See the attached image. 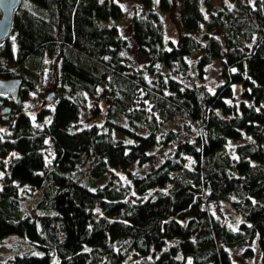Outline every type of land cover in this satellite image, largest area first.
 Returning <instances> with one entry per match:
<instances>
[{
    "label": "trees",
    "instance_id": "trees-1",
    "mask_svg": "<svg viewBox=\"0 0 264 264\" xmlns=\"http://www.w3.org/2000/svg\"><path fill=\"white\" fill-rule=\"evenodd\" d=\"M25 1L15 47L8 37L0 47L20 73L0 65V78H20L25 96L55 56L66 91L34 116L0 94V108L13 105L0 114V245L26 244L0 264H238L233 247L264 264V0L213 11L181 0L178 44L160 17L171 0H136V62L111 22L124 14L118 0H28L36 12ZM214 60L220 80L195 84ZM87 99L100 124H79ZM218 202L242 216L237 228Z\"/></svg>",
    "mask_w": 264,
    "mask_h": 264
},
{
    "label": "rangeland",
    "instance_id": "rangeland-1",
    "mask_svg": "<svg viewBox=\"0 0 264 264\" xmlns=\"http://www.w3.org/2000/svg\"><path fill=\"white\" fill-rule=\"evenodd\" d=\"M118 1L122 5L124 14L121 18L117 20H112L111 22L119 28L121 34L125 38L126 37H128V39L130 38L129 44H128L129 46L126 51V54L128 57H130L129 59L130 61L136 62L138 56L136 54L135 46L131 40L132 37H131L130 21H131V16L134 12V9L136 7L140 8L141 4H139L136 0H118ZM206 1H207V4L209 5V10L213 11L220 7L222 0H206ZM24 3L26 4L25 6L27 8L36 12L35 10L36 8L32 7L31 3L28 0H26ZM28 3H30L29 6H28ZM171 3H172V8L169 11L161 12L160 17L162 19V23L164 26V30H163L164 38L166 39V41H171L174 44H178L181 38V35L183 34V31H184L181 26V21H180V11L182 7V4H181L182 2L181 0H171ZM202 4H204L203 1H202ZM203 9L206 12L205 5L203 6ZM0 15H1V12H0ZM8 38L12 40L13 47H15V40H14L15 37L12 32H10ZM198 40L201 41L200 37H198ZM2 43H3V40L0 42V47ZM188 61L191 62L189 65L190 66L189 69L192 72V74L195 76L196 75V70L194 68L195 55H192L191 57H189ZM47 62L48 64L43 66V69L41 71V76H40V79L36 87L31 90H28L25 96H23V94H20V90H19L18 96L16 97L17 102L15 106H18V105L21 106L23 109L27 110L32 116L36 115L42 109L53 108L56 99L59 97L60 94H62L63 88L60 85L59 78H58V74H59L58 62L59 61L56 59L55 56H52V58H48V59L46 58V63ZM0 65L7 68L11 72H14L16 75L17 73H20L19 70L21 68L20 67L21 65L17 66L12 61L6 60L1 56H0ZM219 66H220L219 60L212 61L209 65L205 67L206 73H204L205 78L203 80L197 77L196 78L194 77L195 84L197 85L204 84L210 87L211 85L218 82L220 80L219 79ZM185 84L188 85L190 84V82L186 81ZM4 96L9 97L6 95ZM10 104L12 105L11 102L10 103L7 102V104L2 105L0 109H2L4 106H10ZM91 104H92V100L87 99L86 100L87 106L84 108H81L82 112L80 113V117H79V119L81 120L80 121L81 123H79L80 125H85V124L89 125L94 122L97 124L101 123L100 115L93 116V114L89 112ZM99 104H100V109H102V112H103L102 115H104L105 105H103L102 100L99 101ZM5 114L7 113H4L3 115ZM6 118H8V116H4V118L0 117V126H4L3 124L7 122ZM48 120H49V116H47L44 119V121H42L41 123L43 124ZM105 129L107 128L105 127ZM111 134L113 138L117 140H121L124 143H128L131 141L125 135H123L121 132L117 130H112ZM186 137H187V134L183 132L181 139H185ZM160 159H161L160 152H157L156 158L150 161L151 163L149 162L145 164L143 168L148 169L151 166H154L155 164H157V162ZM134 166L136 167V165L134 164L131 165V168L133 169L132 171L138 172L136 171L137 169ZM105 180H106L105 177L100 180H97L92 185V188H97V187L102 186ZM29 204L30 203H28V205ZM214 207H215L216 212H219L220 216L225 220L226 224L233 229L237 228L239 222L243 221L242 216L239 215V213L233 208V206L229 202H218L215 204ZM25 246H26L25 241L17 237L16 238L12 237L10 240L3 242L0 245V260H4L5 258L11 256L13 254V251L25 250L23 249ZM249 246L255 249L254 243H250ZM231 249H233L232 250L233 252H236L234 258L238 264H259L258 262L259 259L256 256L247 258L246 260H241V254H242L241 247H233Z\"/></svg>",
    "mask_w": 264,
    "mask_h": 264
},
{
    "label": "water",
    "instance_id": "water-1",
    "mask_svg": "<svg viewBox=\"0 0 264 264\" xmlns=\"http://www.w3.org/2000/svg\"><path fill=\"white\" fill-rule=\"evenodd\" d=\"M21 0H0V40L6 39L12 27L13 14ZM21 85V79L17 77L0 78V94L11 98L18 96ZM10 106H4L0 109V114L8 113Z\"/></svg>",
    "mask_w": 264,
    "mask_h": 264
},
{
    "label": "flooded vegetation",
    "instance_id": "flooded-vegetation-1",
    "mask_svg": "<svg viewBox=\"0 0 264 264\" xmlns=\"http://www.w3.org/2000/svg\"><path fill=\"white\" fill-rule=\"evenodd\" d=\"M2 40H0V42H1ZM4 95V94H3ZM7 96V95H6Z\"/></svg>",
    "mask_w": 264,
    "mask_h": 264
},
{
    "label": "snow or ice",
    "instance_id": "snow-or-ice-1",
    "mask_svg": "<svg viewBox=\"0 0 264 264\" xmlns=\"http://www.w3.org/2000/svg\"><path fill=\"white\" fill-rule=\"evenodd\" d=\"M233 71H235V70H233Z\"/></svg>",
    "mask_w": 264,
    "mask_h": 264
}]
</instances>
